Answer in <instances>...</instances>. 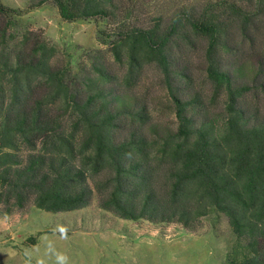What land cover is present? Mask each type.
I'll return each instance as SVG.
<instances>
[{"label": "trees", "instance_id": "1", "mask_svg": "<svg viewBox=\"0 0 264 264\" xmlns=\"http://www.w3.org/2000/svg\"><path fill=\"white\" fill-rule=\"evenodd\" d=\"M48 1L67 20L112 16L124 3L34 0L30 7ZM247 1L244 7L209 0L183 6L163 26L123 33L129 66L139 57L154 62L175 107V130L155 132L152 141L144 134L147 103L132 93L130 73L119 76L93 56L88 69L73 75L46 55L47 46L38 39L6 51L8 26L2 27L0 203L5 211L29 200L48 211L78 209L88 204L93 188L100 191L102 207L125 219L189 226L206 207H215L250 248L249 255L230 264H264V113L259 117L241 101L251 87L234 85L217 54L218 45L235 39L230 36L249 38L250 27L258 30L264 0ZM12 12L0 4V13ZM195 37L207 43V77L215 90L225 92L226 114L217 120L197 94L185 100L178 86L190 76L173 45L183 47ZM262 57L252 87L264 76ZM260 83L264 90V80Z\"/></svg>", "mask_w": 264, "mask_h": 264}, {"label": "rangeland", "instance_id": "2", "mask_svg": "<svg viewBox=\"0 0 264 264\" xmlns=\"http://www.w3.org/2000/svg\"><path fill=\"white\" fill-rule=\"evenodd\" d=\"M33 1L0 0L2 6L14 10L6 15L0 13V29L8 26L6 51L41 40L47 46L46 55L73 75L88 69L93 56H99L119 76L130 73L132 93L147 103L144 134L148 140L155 138V132L164 133L165 128L175 130V107L160 70L154 62L141 57L132 62L131 68L128 47L120 41L124 32L156 23L163 26L183 6L200 7L208 0H124L112 16L76 20L63 19L54 2L33 8ZM209 1L234 2L241 7L248 2ZM255 23L258 30L250 27L249 38L240 33L230 36L235 39L229 38L226 47L218 45L217 54L221 68L231 73L234 85L251 87L240 99L249 102L260 117L264 113V90L259 83L264 76L261 74L255 81L257 88L252 87V78L264 54L262 15ZM231 25L229 30L234 32ZM190 41L183 47L173 45L179 64L187 65L190 76L178 83L183 89L180 93L185 100L197 94L210 116L220 119L226 114L225 92L215 90L207 77L206 40L195 37ZM161 181L163 177L157 182ZM100 198V191L93 188L86 206L68 211H48L29 200L23 207L6 212V206L0 203V264H230L250 254L246 236L235 233L228 217L215 207H206L197 221L186 226L178 221L155 222L144 217L125 219L102 207Z\"/></svg>", "mask_w": 264, "mask_h": 264}]
</instances>
